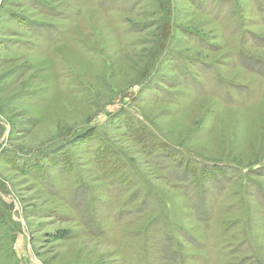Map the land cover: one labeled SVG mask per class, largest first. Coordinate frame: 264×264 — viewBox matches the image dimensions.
Instances as JSON below:
<instances>
[{
	"label": "rangeland",
	"instance_id": "rangeland-1",
	"mask_svg": "<svg viewBox=\"0 0 264 264\" xmlns=\"http://www.w3.org/2000/svg\"><path fill=\"white\" fill-rule=\"evenodd\" d=\"M0 264H264V0H0Z\"/></svg>",
	"mask_w": 264,
	"mask_h": 264
},
{
	"label": "trees",
	"instance_id": "trees-1",
	"mask_svg": "<svg viewBox=\"0 0 264 264\" xmlns=\"http://www.w3.org/2000/svg\"><path fill=\"white\" fill-rule=\"evenodd\" d=\"M29 157H33V155H30Z\"/></svg>",
	"mask_w": 264,
	"mask_h": 264
}]
</instances>
